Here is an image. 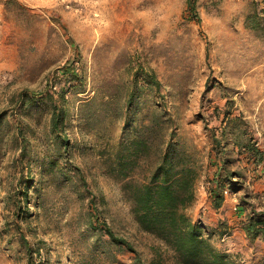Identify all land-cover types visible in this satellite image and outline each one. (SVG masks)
<instances>
[{
	"label": "rangeland",
	"instance_id": "1",
	"mask_svg": "<svg viewBox=\"0 0 264 264\" xmlns=\"http://www.w3.org/2000/svg\"><path fill=\"white\" fill-rule=\"evenodd\" d=\"M186 2L0 0V264H26L27 246L40 264H129L156 253L180 264L138 226L108 169L139 134L147 151L129 178H147L172 147L197 169L186 211L203 235L245 264L264 262V239L242 228L264 212V0H195V11ZM23 92L32 95L24 104ZM54 107L65 114L64 149L50 129ZM237 128L261 156L236 145ZM218 167L235 174L214 207ZM22 175L31 185L17 219ZM103 223L134 251L112 243Z\"/></svg>",
	"mask_w": 264,
	"mask_h": 264
},
{
	"label": "trees",
	"instance_id": "2",
	"mask_svg": "<svg viewBox=\"0 0 264 264\" xmlns=\"http://www.w3.org/2000/svg\"><path fill=\"white\" fill-rule=\"evenodd\" d=\"M186 3L190 11H195V0H187ZM151 77L152 81L159 85V81L153 74ZM20 96V102L23 104L32 99V95L28 93L24 94L23 92ZM64 117L62 108H52L50 129L58 137L57 145L62 144L63 149L67 145L66 138L65 135H59L58 132L63 131ZM236 134L235 143L240 149L249 155L261 156V152L255 145L243 138L240 128H237ZM212 140L215 147L221 145V137H218L215 132H212ZM146 151L147 138L139 134L133 140L132 150L124 153L119 152L117 164H110L108 168L109 172L121 181L123 192L131 201V211L138 226L169 245L174 250L180 264H245L238 255L230 254L214 246L209 238L203 235L201 222L194 221L188 215L186 208L194 199V186L198 172L196 167L188 164L184 158L175 157L172 147L169 146L162 152L158 164L151 166L147 178H129L130 172L136 166L134 164L136 156ZM24 155L23 144L21 157ZM225 165L222 164V167L224 168ZM225 172L226 175H220L218 167L208 186L214 207H220L223 203L225 185L228 184L230 188H233L232 180L228 179L230 175L234 176L235 172L228 170ZM79 177L83 179L81 176ZM30 180L31 178H24L22 175L14 190L13 213L16 211L17 219L21 217L19 212L23 210V199L28 201V190L31 185L28 182ZM242 223L245 235L250 240L257 237L264 239V212L250 213ZM102 226V230L108 235L109 240L117 247H125L134 251L127 240L115 235L105 223ZM26 250L30 253L26 264H40L33 262L31 259L32 250L28 246ZM129 264H162V257L160 253H156L150 260L145 261L139 254H135Z\"/></svg>",
	"mask_w": 264,
	"mask_h": 264
},
{
	"label": "built area",
	"instance_id": "3",
	"mask_svg": "<svg viewBox=\"0 0 264 264\" xmlns=\"http://www.w3.org/2000/svg\"><path fill=\"white\" fill-rule=\"evenodd\" d=\"M223 191H224L225 193H227V192H228V191H227V189H224Z\"/></svg>",
	"mask_w": 264,
	"mask_h": 264
}]
</instances>
